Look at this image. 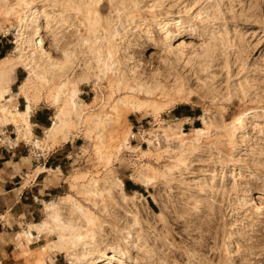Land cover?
<instances>
[{"label":"rangeland","instance_id":"obj_1","mask_svg":"<svg viewBox=\"0 0 264 264\" xmlns=\"http://www.w3.org/2000/svg\"><path fill=\"white\" fill-rule=\"evenodd\" d=\"M0 51V264H264V0H0Z\"/></svg>","mask_w":264,"mask_h":264},{"label":"bare ground","instance_id":"obj_2","mask_svg":"<svg viewBox=\"0 0 264 264\" xmlns=\"http://www.w3.org/2000/svg\"><path fill=\"white\" fill-rule=\"evenodd\" d=\"M35 30H33V32H32V34H33V38H34V40L37 42V43H40L39 42V40H38V38H37V31H38V27H35L34 28ZM24 59V61L25 62H27L28 61V58H23ZM7 60L9 61V59L7 58ZM6 60V57H4L3 59H1V61H7ZM1 63V62H0ZM74 95H76V90H74V93H73V96ZM147 105V101H142V102H139L138 104H135L134 105V108L137 110V111H139V110H141V109H143L145 106ZM5 111H6V107H1V112L3 113H5ZM30 113H31V104L30 103H28V105H27V108L25 109V110H19V109H17V114H18V116H21V117H23V119H25L24 120V122H26V124L28 125V119H29V116H30ZM3 115V114H2ZM2 115L0 114V124H2L1 123V121H2ZM5 115V114H4ZM6 116V115H5ZM4 116V117H5ZM56 116H58V115H56ZM6 118V117H5ZM58 118V117H57ZM183 118V117H182ZM177 119V118H176ZM181 120V119H180ZM204 120V119H203ZM205 120H206V118H205ZM203 121L204 123H205V126L204 127H200V128H195V129H193V130H195V133L196 134H198L199 136L200 135H202V134H204L205 132H206V128L209 126L208 125V121L206 120V121ZM58 119L54 122V124L52 125V126H50L49 128H48V133L47 134H49V136H50V139H53L55 142L57 141V140H59V139H62V140H67V139H69V137H68V135H69V130L68 131H64L63 130V128L64 127H62V130H63V132L61 131V128H60V125H61V123L59 124L58 123ZM249 121H250V118H245L243 121H242V124H241V127H239L240 128V130H239V133L240 132H242V131H244L245 129H246V127L249 125ZM4 122H5V120H4ZM3 125V124H2ZM67 125V124H66ZM171 125V126H170ZM172 125H173V128H175L174 127V124H170V122H169V126L170 127H172ZM24 126V125H23ZM28 126H30V125H28ZM69 125H67V127H68ZM66 127V128H67ZM71 127V126H70ZM178 128H179V126H177ZM20 128V127H19ZM22 128V127H21ZM22 129H24V128H22ZM29 130H30V128H28ZM27 129V130H28ZM69 129V128H68ZM177 129V128H176ZM20 130V129H19ZM27 130H25L26 131V133H25V131H23L22 133L24 134H26L27 135ZM181 130V129H180ZM22 130H20V132H21ZM71 131V130H70ZM61 132H62V134H61ZM28 135H30V134H28ZM46 139H47V135H46ZM48 139H49V137H48ZM38 140V139H37ZM36 141V140H35ZM40 141V140H39ZM46 141V140H45ZM60 141V140H59ZM36 142H38V141H36ZM50 142V141H49ZM53 142V141H52ZM66 142V141H65ZM39 143V142H38ZM41 143H43V142H41ZM54 143V142H53ZM57 143V142H56ZM59 143V142H58ZM36 145H39V144H36ZM50 206H54V204H52V205H50ZM45 220H47V219H45ZM55 220L56 221H58L59 222V216H57L56 218H55ZM43 221V220H42ZM37 230L38 231V233H43V231H46V230H48L49 232H51L52 230H51V228H50V223H49V221H43V222H41V223H34V224H32V225H30V229L29 230H27L26 232H25V236L27 237V239H25V240H27L28 241V239H32L33 238V236H34V232H33V230ZM48 232V233H49ZM37 235H39V234H37ZM40 236H41V234H40ZM39 237V236H38ZM79 237H84V236H82V235H80ZM38 239V238H37ZM33 240V239H32ZM84 240H86V239H84ZM56 241V240H55ZM57 241H58V239H57ZM79 241H83V239H71V240H68V239H65V236H63V235H60V240L57 242V243H61V244H63V243H68V244H72L73 245V247H74V245H75V247H77V243H79ZM29 242V241H28ZM22 244V243H21ZM26 244V243H25ZM50 244V243H49ZM98 244V241L96 240V239H90V240H86L85 241V245H86V247H88L87 249L88 250H86V252L84 253L83 251H84V248H82L83 249V251H82V258L80 259L79 258V255H76V257H78L80 260H81V264H82V260H84L85 262H84V264H91L92 262L93 263H95V264H126V260H125V255L127 254L126 253V251L124 250V248L123 247H121L120 245H118V243H116V244H114V243H110V242H104V240L102 241V244L101 245H97ZM23 245H24V243H23ZM51 245V244H50ZM50 245H48V246H50ZM54 246V245H53ZM59 246V245H58ZM56 248H57V245L55 246ZM70 247H71V245H70ZM69 247V248H70ZM72 247V248H73ZM74 247V248H75ZM50 248H52V247H50ZM73 248V249H74ZM86 249V248H85ZM74 250H76V249H74ZM81 252V251H80ZM74 257V256H73ZM76 257H74L73 259H75ZM72 259V260H73ZM77 259V258H76ZM79 259H78V261H79ZM76 261V260H75ZM78 261H76V262H78ZM74 262V261H73ZM75 264V263H74ZM77 264V263H76ZM78 264H80V263H78Z\"/></svg>","mask_w":264,"mask_h":264},{"label":"trees","instance_id":"obj_3","mask_svg":"<svg viewBox=\"0 0 264 264\" xmlns=\"http://www.w3.org/2000/svg\"><path fill=\"white\" fill-rule=\"evenodd\" d=\"M6 56V52L0 51V59L4 58Z\"/></svg>","mask_w":264,"mask_h":264},{"label":"crops","instance_id":"obj_4","mask_svg":"<svg viewBox=\"0 0 264 264\" xmlns=\"http://www.w3.org/2000/svg\"><path fill=\"white\" fill-rule=\"evenodd\" d=\"M2 59H3V58H2ZM29 118H30V116H29ZM28 121H29V119H28ZM36 123H38V124H42L41 121H39V120L36 121ZM48 128H49V127H48ZM6 161H7V159H6Z\"/></svg>","mask_w":264,"mask_h":264}]
</instances>
